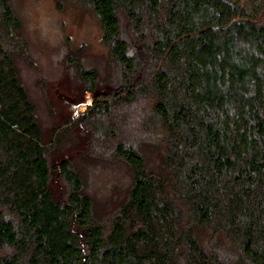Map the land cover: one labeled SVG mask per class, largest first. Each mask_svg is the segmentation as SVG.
<instances>
[{"label":"trees","instance_id":"obj_1","mask_svg":"<svg viewBox=\"0 0 264 264\" xmlns=\"http://www.w3.org/2000/svg\"><path fill=\"white\" fill-rule=\"evenodd\" d=\"M13 2L0 0V264H264V0H56L96 16L116 84L79 70L83 122L137 130L115 146L132 181L108 224L77 155L51 160L67 130L47 141L37 121ZM144 132L159 135L156 168Z\"/></svg>","mask_w":264,"mask_h":264},{"label":"rangeland","instance_id":"obj_2","mask_svg":"<svg viewBox=\"0 0 264 264\" xmlns=\"http://www.w3.org/2000/svg\"><path fill=\"white\" fill-rule=\"evenodd\" d=\"M13 6L21 21L16 66L21 82L35 103L37 121L47 141L55 129L67 130L53 149L51 160L53 156L77 155L73 160L87 181L96 215L108 224L124 202L132 181V170L116 156L115 146L121 139L130 142L129 137L137 130L132 123L123 128L122 121L112 125L107 117L99 114L97 121L108 127V136L103 138L96 128L83 122L93 111L94 94L79 70L96 69L99 73L96 87L100 89L116 85L97 18L72 3L58 9L56 0H14ZM23 43L22 51L19 47ZM141 108L146 107L142 104ZM157 140L159 135L144 132L137 141L151 168L159 164L154 145ZM55 188L58 194L65 190L63 179L56 181Z\"/></svg>","mask_w":264,"mask_h":264}]
</instances>
